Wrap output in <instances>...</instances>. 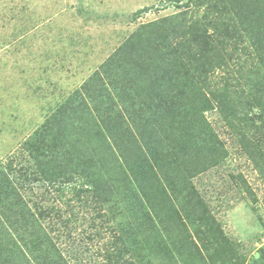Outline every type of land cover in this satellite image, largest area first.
<instances>
[{
    "label": "rangeland",
    "instance_id": "374dc122",
    "mask_svg": "<svg viewBox=\"0 0 264 264\" xmlns=\"http://www.w3.org/2000/svg\"><path fill=\"white\" fill-rule=\"evenodd\" d=\"M178 6L179 0H0V165L19 153L23 141L76 89L82 92L81 84L95 71H101L102 80L89 84L90 92L119 88L125 91L126 104L133 105L137 93L128 69L134 66L129 64L127 51L135 52L134 58L140 60L149 33L137 40L131 36L140 32L143 24L176 14ZM143 7L147 10L133 14ZM190 19L183 15L176 24L172 19L164 27L168 32L172 27L178 30ZM156 34L152 33L149 42L157 43ZM169 37L167 41L178 40ZM114 54L117 59L112 63L109 57ZM162 60L151 64L158 67ZM147 86L149 83L141 87L147 91ZM252 106L253 101H245L243 108L237 106L244 111L230 122L215 109L205 111L221 144L217 153H198L192 165L203 160L208 166L191 178L183 179L181 172L172 176L178 191L192 186L198 193L209 211L203 224L192 210L196 202L192 206L183 197L174 198L173 206L167 188L154 190L151 202L160 218L156 237L160 246L153 237L145 236L138 239L141 246H136L124 232L132 227L136 207L114 215L112 209H98L91 196L84 203V193L77 197L74 190L66 189L63 194L48 193V203L64 213L60 225L54 226L53 218L43 220L45 231L65 257L76 249V260L69 264H105V250L116 241L117 232L121 238L113 246L128 248L123 260L130 264H264V107ZM164 123L157 129L149 124L142 128L146 147L159 158L168 154L177 158L181 169L189 140L187 125L174 121L175 131L167 120ZM151 169L148 162L143 178L147 179ZM79 185L75 182V189ZM41 192L42 188L33 184L31 198ZM3 227L8 229L0 220L2 264H34L17 250L5 253L1 246L14 242L11 235L15 234L8 229V236ZM168 253L171 258L167 263L164 257L168 258ZM155 257L158 261H153Z\"/></svg>",
    "mask_w": 264,
    "mask_h": 264
},
{
    "label": "trees",
    "instance_id": "16d2710c",
    "mask_svg": "<svg viewBox=\"0 0 264 264\" xmlns=\"http://www.w3.org/2000/svg\"><path fill=\"white\" fill-rule=\"evenodd\" d=\"M178 7L176 14L143 24L131 36L137 40L149 33L140 60L134 58L135 52L127 51L129 64L134 66L128 69L137 93L133 105L126 104L125 91L119 88L90 92L87 86L102 80L101 71H95L81 84L82 92L76 89L23 141L20 152L0 165V220L15 234L10 233L15 237L13 245L1 246L6 254L17 250L34 264L76 260V249L65 257L42 224L50 218L55 219L54 226L62 222V209L48 203L52 191L74 190L77 197L84 193V203L91 196L98 209H112L114 215L136 207L132 227L124 231L125 238L136 246H141V236L153 237L160 246L156 239L160 218L151 202L154 190L167 188L173 206L174 198L183 197L191 205L196 202L192 208L196 220L203 224L208 219L209 211L198 193L192 186L178 191L172 176L181 172L183 179L191 178L208 166L203 160L192 165L198 153H217L221 144L205 111L215 109L230 122L244 111L237 106L243 108L245 101H253L252 107H264V0H179ZM146 10L143 7L133 14ZM183 15L190 16L188 23L178 30L165 29L166 22L173 19L176 24ZM153 32L157 33L156 44L149 42ZM170 34L178 40L167 41ZM116 59V54L109 57L112 63ZM157 59L164 60L153 67L151 62ZM147 83L145 91L141 86ZM165 120L171 126L178 121L188 128L186 154L191 156H181L185 160L181 169L177 158L169 154L159 158L144 141L142 128L149 124L157 129ZM148 162L152 169L145 179L143 167ZM75 182L80 183L78 189ZM33 184L42 188L35 199L31 198ZM3 229L9 236L8 229ZM117 234L113 245L121 238ZM113 245L105 250V264H130L123 260L128 248ZM170 258L168 253L164 261L168 263Z\"/></svg>",
    "mask_w": 264,
    "mask_h": 264
}]
</instances>
